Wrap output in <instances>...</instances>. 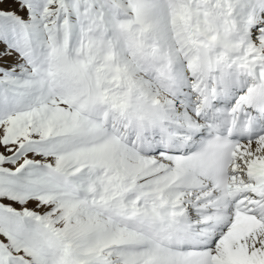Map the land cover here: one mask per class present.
Instances as JSON below:
<instances>
[{
	"label": "snow or ice",
	"instance_id": "6c2138e0",
	"mask_svg": "<svg viewBox=\"0 0 264 264\" xmlns=\"http://www.w3.org/2000/svg\"><path fill=\"white\" fill-rule=\"evenodd\" d=\"M0 264H264V0H0Z\"/></svg>",
	"mask_w": 264,
	"mask_h": 264
}]
</instances>
